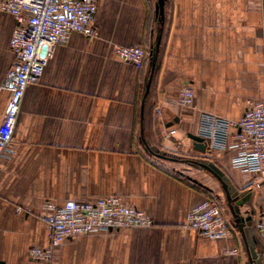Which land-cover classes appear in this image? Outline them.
<instances>
[{
	"label": "crops",
	"instance_id": "0c3cea01",
	"mask_svg": "<svg viewBox=\"0 0 264 264\" xmlns=\"http://www.w3.org/2000/svg\"><path fill=\"white\" fill-rule=\"evenodd\" d=\"M157 4L98 0L99 35L73 32L27 86L12 154L0 156V264H46L30 256L50 245L46 201L107 196L135 205L155 225L68 239L50 264H257L252 245L264 264V234L254 228L264 191L249 189L258 174L233 165L236 129L206 152L189 137L202 133L205 116L237 122L264 99V0ZM15 25L0 11V84L14 60ZM134 44L148 49L142 68L114 53ZM185 87L194 91L188 107L176 102ZM10 96L0 92V124ZM201 163L224 174L232 204ZM210 197L233 224L230 237L185 227L189 210ZM232 205L251 226L236 224Z\"/></svg>",
	"mask_w": 264,
	"mask_h": 264
},
{
	"label": "built area",
	"instance_id": "2783aa9c",
	"mask_svg": "<svg viewBox=\"0 0 264 264\" xmlns=\"http://www.w3.org/2000/svg\"><path fill=\"white\" fill-rule=\"evenodd\" d=\"M97 10L98 0H0V11L11 14L16 20L10 42L14 60L0 84V92L7 90L11 93L0 124V156L12 154L13 133L27 86L40 81L55 48L67 43L73 32L89 38L99 35L96 27ZM114 53L137 68H142L149 58L148 49L141 44L117 45ZM193 98V89L185 87L176 102L188 107ZM230 127L236 129L231 145L237 150L233 165L258 174L259 177L249 189L264 191V99L250 103L237 122L205 116L200 135L209 140V146L218 143L224 146ZM174 132L170 131L171 134ZM44 207L48 211L45 220L49 226L50 245L32 248L30 256L46 264H50L54 248L68 239L155 225L151 216L118 196L89 201L67 200L62 204L46 201ZM185 227L212 239L230 237L234 229L215 197L193 206L188 212ZM254 228L264 234V204Z\"/></svg>",
	"mask_w": 264,
	"mask_h": 264
},
{
	"label": "water",
	"instance_id": "95a60500",
	"mask_svg": "<svg viewBox=\"0 0 264 264\" xmlns=\"http://www.w3.org/2000/svg\"><path fill=\"white\" fill-rule=\"evenodd\" d=\"M162 3H163V0H158V4H157L158 10L161 9ZM189 137L194 141V147L196 150L201 151V152H206L207 149L209 148V140L206 137L198 135V134H189ZM201 165L203 167H205L207 170H209L210 172H212L222 182V185L226 189V191L228 193L229 200L232 204V202L235 200L234 198L231 197V193L233 192V187L227 183L226 178L224 177V174L214 164L201 163ZM232 207H233L234 211L236 212L237 218H236L235 222L238 226L244 228L246 224H247V226L252 225L250 217L240 216L238 214L239 208L237 206H233V205H232ZM246 229L247 228H245V231H246ZM251 244H253V243H251ZM250 251H251L252 259L254 261H256L257 264H260L261 260L258 259V255H257L253 245L251 246Z\"/></svg>",
	"mask_w": 264,
	"mask_h": 264
}]
</instances>
